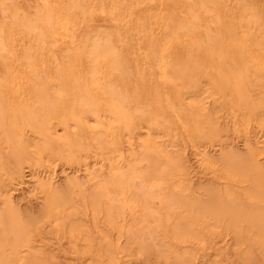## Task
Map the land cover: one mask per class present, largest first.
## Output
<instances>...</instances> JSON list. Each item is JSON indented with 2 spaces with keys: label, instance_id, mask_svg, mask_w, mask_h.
<instances>
[{
  "label": "bare ground",
  "instance_id": "bare-ground-1",
  "mask_svg": "<svg viewBox=\"0 0 264 264\" xmlns=\"http://www.w3.org/2000/svg\"><path fill=\"white\" fill-rule=\"evenodd\" d=\"M0 264H264V0H0Z\"/></svg>",
  "mask_w": 264,
  "mask_h": 264
}]
</instances>
